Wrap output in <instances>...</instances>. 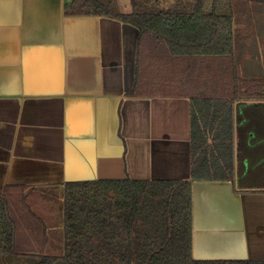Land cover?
<instances>
[{"label": "trees", "instance_id": "obj_1", "mask_svg": "<svg viewBox=\"0 0 264 264\" xmlns=\"http://www.w3.org/2000/svg\"><path fill=\"white\" fill-rule=\"evenodd\" d=\"M70 12L138 29L133 95L189 96L193 180L264 191V0H131L130 10L74 0ZM59 192L6 187L0 264H264L194 258L189 180L71 181Z\"/></svg>", "mask_w": 264, "mask_h": 264}, {"label": "crops", "instance_id": "obj_2", "mask_svg": "<svg viewBox=\"0 0 264 264\" xmlns=\"http://www.w3.org/2000/svg\"><path fill=\"white\" fill-rule=\"evenodd\" d=\"M73 1L0 0V196L9 185L189 180L193 256L264 259V191L193 180L189 96L133 95L138 29L74 14Z\"/></svg>", "mask_w": 264, "mask_h": 264}, {"label": "rangeland", "instance_id": "obj_3", "mask_svg": "<svg viewBox=\"0 0 264 264\" xmlns=\"http://www.w3.org/2000/svg\"><path fill=\"white\" fill-rule=\"evenodd\" d=\"M59 196H60V200H62V190L61 192H59ZM60 208H61V205H60ZM59 222H60V228L62 226V210H60L59 212Z\"/></svg>", "mask_w": 264, "mask_h": 264}, {"label": "water", "instance_id": "obj_4", "mask_svg": "<svg viewBox=\"0 0 264 264\" xmlns=\"http://www.w3.org/2000/svg\"><path fill=\"white\" fill-rule=\"evenodd\" d=\"M137 30V29H136ZM137 33H138V30H137ZM124 178H126V177H124ZM124 178H121V179H124ZM195 258V257H194ZM197 259V258H196Z\"/></svg>", "mask_w": 264, "mask_h": 264}]
</instances>
